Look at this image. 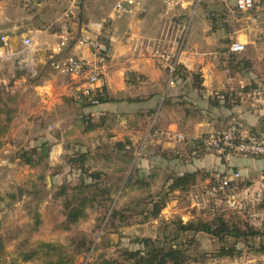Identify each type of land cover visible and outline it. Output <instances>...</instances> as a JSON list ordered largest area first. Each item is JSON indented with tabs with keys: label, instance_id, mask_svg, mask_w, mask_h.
<instances>
[{
	"label": "rangeland",
	"instance_id": "374dc122",
	"mask_svg": "<svg viewBox=\"0 0 264 264\" xmlns=\"http://www.w3.org/2000/svg\"><path fill=\"white\" fill-rule=\"evenodd\" d=\"M25 1L0 0L7 5L5 15L19 23V34L28 33L38 40L34 47L43 50L49 47L44 38L51 33L107 37L118 19L135 13L139 22L146 13L141 8L113 15L118 0H78L74 5L69 0ZM153 5L148 18L159 17L171 29L180 25V39L195 19L223 22L227 8L237 16L257 14L264 26V0H256L248 11L239 10L235 0H180L169 13L164 5ZM20 74L25 85L39 78L15 62L0 60V264H131L126 251L143 250L145 238L157 246L184 249L185 264H264V253L256 251L264 238L220 240L182 229L191 221L223 217L244 231H264V171L241 173L226 192L219 189L218 179L227 172L206 170L173 187L175 177L185 172L177 150L151 137L155 126L149 136L137 133L138 139L132 140L115 117L89 112L87 99L77 92L60 94L57 98L63 102L40 108L28 99L29 91L8 90ZM246 130L264 137V128ZM194 146L198 153L206 151ZM230 168L228 173H233ZM233 192L239 196L237 208L227 203ZM155 202L164 203L158 215L152 212ZM77 206H83L86 215L71 222L68 213ZM223 246L233 253L220 256Z\"/></svg>",
	"mask_w": 264,
	"mask_h": 264
},
{
	"label": "crops",
	"instance_id": "0c3cea01",
	"mask_svg": "<svg viewBox=\"0 0 264 264\" xmlns=\"http://www.w3.org/2000/svg\"><path fill=\"white\" fill-rule=\"evenodd\" d=\"M153 2L163 6L157 0L146 1L142 7L146 13L139 22L135 13L125 16V20L115 21L106 37L111 54L106 64L104 85L110 100L87 110L93 115L115 117L132 140L134 137L138 139L140 135L137 133L149 136L153 126L191 137L199 136L223 128L233 114L240 115L249 131L261 132L264 128V26L259 15L244 12V15L237 16L232 8H227L224 21L214 23L203 13L205 18L189 22L184 37L180 39V25L171 29L161 24L159 17L148 18ZM4 3L0 2V9H4L3 13L0 11L3 17L1 29L19 48L20 35L28 36V33L22 31L19 34V23L5 15L7 5L5 8ZM173 9L165 8V11L169 13ZM56 36L51 33L44 38L49 46L44 50L39 45L33 46L34 64L29 61L16 63L39 76L37 82L25 85L21 82L24 75L20 74L14 77V84L7 87L13 92L29 91L28 99L37 101L40 108H51L57 101L63 102L57 98L60 94L72 96L86 84L85 76L53 70L50 49L57 41ZM33 40L36 45L38 40ZM233 41L246 43V50L232 52L230 45ZM249 43H254V47L248 46ZM157 51L171 55L177 63L175 73ZM70 53L92 57L89 47L74 43L64 54ZM35 55L36 59L33 58ZM122 120L127 122L122 123ZM157 141L162 142L164 148L177 150L175 156L184 172L228 173L230 167L242 174L254 175L264 171V158L211 151L198 153L192 142L174 143L159 138Z\"/></svg>",
	"mask_w": 264,
	"mask_h": 264
},
{
	"label": "built area",
	"instance_id": "2783aa9c",
	"mask_svg": "<svg viewBox=\"0 0 264 264\" xmlns=\"http://www.w3.org/2000/svg\"><path fill=\"white\" fill-rule=\"evenodd\" d=\"M70 1L72 4L78 3V0ZM146 1L148 0H118L113 7L112 14L121 15L139 10ZM157 1H160L167 10H172L180 3V0ZM235 1L237 8L242 11L252 9L256 2V0ZM2 23L3 17L0 12V60L20 64L29 61L31 64H34L32 60L34 52L33 38L22 36L21 46L18 48L13 43L11 36L1 29ZM58 37L55 45L50 49L53 67L63 73L85 76L86 84L78 90L79 96H83L89 101L96 103L94 94L98 88L104 85L106 64L111 54L109 42L100 36L90 37L81 35L73 37L70 32L58 35ZM72 40H74L75 45L89 47L92 51V57L86 58L72 53L65 55L66 48ZM246 45V43L241 41H233L230 45V50L234 53L243 52L246 50ZM157 55L164 61H168L171 72L175 73L177 63L171 59V55L165 51H157ZM57 57L59 58L57 59ZM152 136L174 143L192 142L201 150L215 151L219 154L235 153L238 155L264 157V137L248 132L242 118L238 114L233 115L224 128L199 136L191 137L179 131L163 129L154 130ZM240 176V171L223 175L219 181V189L224 192L230 190L233 181L239 179ZM238 197L235 192L229 194L227 197L228 205L237 208Z\"/></svg>",
	"mask_w": 264,
	"mask_h": 264
},
{
	"label": "trees",
	"instance_id": "16d2710c",
	"mask_svg": "<svg viewBox=\"0 0 264 264\" xmlns=\"http://www.w3.org/2000/svg\"><path fill=\"white\" fill-rule=\"evenodd\" d=\"M107 42L108 39L106 37H101ZM74 40L70 42V44H73ZM69 44V45H70ZM68 45V48H69ZM68 48L66 52L68 51ZM59 57H57L58 59ZM50 62H53L52 59H50ZM87 99V98H86ZM223 99H226V96L223 97ZM94 100H96V103H93L87 99L86 106H94L103 102H106L107 100H110V97L108 96L107 87L103 85L102 87L98 88L94 94ZM227 104V102H226ZM1 112V111H0ZM235 115V114H233ZM232 115V116H233ZM231 116V117H232ZM0 122H1V113H0ZM1 131V129H0ZM117 146L123 147V144L120 142L117 143ZM196 172H185L183 174L178 175L175 177L173 181V187H181L185 183L189 181V179H195ZM93 175H99V173H93ZM224 175V174H223ZM222 175V176H223ZM219 177V181L221 177ZM85 206V204H83ZM83 206H77L70 209L68 213V219L69 221L73 222L76 221L79 217H84L86 215L85 208ZM162 207H164V203H158L155 202L153 205V214L158 215L160 211L162 210ZM183 230H197L201 232H206L209 234L214 235L215 237H218L220 240H224L226 237H234V238H245L248 237H258V238H264V231H258L257 229H254L253 227L250 228L248 231H244L238 226L230 224V222L223 217H218L215 221H203L198 220L196 222L191 221L187 224H182ZM142 243L144 244V249H137L132 251H126L127 256H130V260H133L131 264H185L187 262V255L184 249L177 247V246H157L156 241L145 238L142 240ZM47 243H41V245H46ZM258 252L264 253V239L260 241V247L256 249ZM233 252L230 251V249L226 246L221 247L219 250L220 256L230 255ZM33 255V252L25 253V259L29 260ZM47 264H62V260L57 261H49Z\"/></svg>",
	"mask_w": 264,
	"mask_h": 264
}]
</instances>
